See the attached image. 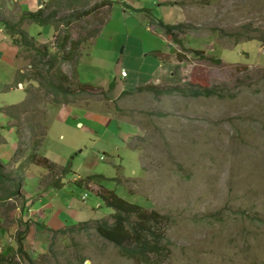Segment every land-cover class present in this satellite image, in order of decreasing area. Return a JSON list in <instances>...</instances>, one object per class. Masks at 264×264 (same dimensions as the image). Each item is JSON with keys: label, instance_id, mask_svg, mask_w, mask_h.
<instances>
[{"label": "rangeland", "instance_id": "374dc122", "mask_svg": "<svg viewBox=\"0 0 264 264\" xmlns=\"http://www.w3.org/2000/svg\"><path fill=\"white\" fill-rule=\"evenodd\" d=\"M103 1L47 0L37 26L0 0V198L16 191L0 200L2 264H134L133 237L98 229L115 213L98 185L121 216L171 218L168 264H264V0ZM151 17L182 25L180 43ZM55 185L84 217L55 212L41 196Z\"/></svg>", "mask_w": 264, "mask_h": 264}, {"label": "trees", "instance_id": "16d2710c", "mask_svg": "<svg viewBox=\"0 0 264 264\" xmlns=\"http://www.w3.org/2000/svg\"><path fill=\"white\" fill-rule=\"evenodd\" d=\"M104 5H110L109 2L101 3ZM23 17H27L28 20L30 18L37 26H43L48 23V21L41 20L42 17L41 9L34 13H25ZM152 24V22H150ZM157 28L162 31L165 37L172 39L175 43H180L177 40L174 32L177 31L179 33L182 32L183 26H170L163 21H158ZM78 44L77 42H75ZM63 47L65 43H62ZM61 49V48H60ZM62 51V49H61ZM63 52V51H62ZM69 53L64 55V59L68 57ZM179 56V55H178ZM70 59V56L68 57ZM112 88V84L110 85ZM138 91H142L141 88H138ZM175 93H179L184 97H200V96H215L216 92L204 90L202 92L197 91H188V90H175L171 91ZM171 92H164L167 94H172ZM155 93L158 95L162 92ZM202 93V94H200ZM200 94V95H199ZM0 179L4 180V178L0 175ZM14 188V187H13ZM58 186L55 185V189ZM16 195L15 189L6 192L0 200H9L13 196ZM114 200V202H112ZM117 200V201H116ZM118 202H122L123 205H119ZM118 204V208L115 207ZM125 201L121 199L111 197L108 199L107 207L110 208L111 211H115L113 216V222L111 225H107V223L101 224L98 229L101 233L103 232H115L120 235H125L128 237H133L134 241L129 242L126 241L124 246H121L123 256L130 260L134 264H168V259L172 255L170 250V242L166 238V227L172 223V220L169 216L158 215V214H145L144 212H139L135 215V218H132L131 214H125L121 216L120 213L126 212L124 209ZM128 204V203H127ZM135 208V207H134ZM141 210V209H139ZM53 232V231H50ZM54 234H60L59 231L53 232ZM22 241L23 237L20 236L16 238V243L18 244V252H20L21 257H25V254L22 252ZM7 257L0 256V264H2ZM167 262V263H166ZM170 262V261H169Z\"/></svg>", "mask_w": 264, "mask_h": 264}, {"label": "crops", "instance_id": "0c3cea01", "mask_svg": "<svg viewBox=\"0 0 264 264\" xmlns=\"http://www.w3.org/2000/svg\"><path fill=\"white\" fill-rule=\"evenodd\" d=\"M2 1H5V0H2ZM124 1V5H125V0H122V2ZM8 2H12V3H15V5L20 9V10H22L21 12H22V14H25V13H29V12H35V10L38 8V9H41V5L42 4H45L46 2H47V0H8ZM103 2H109V3H112L113 1H103ZM102 2V3H103ZM171 3L172 4H174L175 3V1L174 0H170L167 4L168 5H171ZM169 7V6H168ZM170 8V7H169ZM163 9V8H162ZM171 9V8H170ZM169 9V10H170ZM143 10V9H142ZM142 10H139L138 9V11H142ZM136 15H138V17H142L141 19L143 20V21H147L146 19H145V16H146V14L145 13H143V12H138V13H135ZM150 22H152V24L150 23V25H152V26H154V25H156L155 23H156V21L157 20H155V19H152V17H151V19L149 20ZM158 21H162V20H158ZM157 21V22H158ZM157 29V28H156ZM159 30V29H158ZM161 31V30H160ZM103 31H101L100 33H99V37H101V36H103V33H102ZM162 32V31H161ZM164 36V35H163ZM165 38V37H164ZM170 48L172 47L171 45H168ZM171 50H172V48H171ZM165 52H158L157 54L159 55V58L161 57V56H163V55H165L164 54ZM4 60V56L3 55H1L0 54V61H3ZM9 64H11V65H15V60H13L12 59V61L9 63ZM162 75H160L159 74V72L158 71H156L154 74H152L151 76H149V80H147V81H145L144 83H142L141 85H145V84H149L150 82H151V80H153V78H159V77H161ZM128 77V75H126V78ZM11 78H13L14 79V73H12L11 74ZM12 79V80H13ZM9 82L10 81H4L3 80V82H2V84H1V82H0V87L2 88L3 86H5V85H9ZM158 81H155V80H153V82L152 83H154V84H156ZM119 84V83H118ZM129 84V80L126 82V85L127 86H129L128 85ZM100 86V85H99ZM147 87H150V86H147ZM154 87H157V86H154ZM5 98H3V99H1L0 100V104H5V106L4 107H7V105L9 104L8 102H6V101H3ZM64 118H66L67 120H68V118H70V117H72L71 115H70V113H69V111L66 113V114H64L63 113V115H62ZM87 120V119H86ZM71 122H72V120H70ZM54 122H57V119H55V120H52V122L50 123V125L51 124H53ZM87 126H85L84 128H83V126H82V128L83 129H85V131L87 132V133H92L93 131H98L99 133H102L104 130H99V129H96V128H94L93 127V125H96L97 123L96 122H94V121H92V120H88L87 121ZM79 126V125H78ZM97 127H98V125H97ZM115 139H113L112 140V142L114 141ZM63 192V191H65V187L64 188H62L61 186L59 187L58 186V188L57 189H53V190H51L50 189V191H49V193H47V195H45L44 193L43 194H41V196L43 197V198H48V199H50V200H53L54 202V206H53V208H54V210H55V212L56 213H65V214H70L71 216H73L74 218H79V217H84V215L86 214L85 212H83V211H80V212H78V211H75L74 209H72L71 207H70V209H68V210H65V209H63V208H60V204H59V200H58V193L59 192ZM115 189L114 188H109V190L108 189H106L103 185H98V187H97V190H96V195H97V197H99L100 199H101V201H102V203L104 204V206L105 207H107V202H108V199H110L111 197H114V196H117V198H120L118 195H116L115 194ZM85 197H86V195H84ZM84 196H82V197H84ZM42 198V199H43ZM42 199H40V201H39V203H41V201H42ZM82 199V198H81ZM49 201V200H48ZM47 201V202H48ZM55 203H57V206L60 208V209H58L56 206H55ZM108 208V207H107ZM110 209V208H109ZM87 213H89V212H87ZM81 219V218H80Z\"/></svg>", "mask_w": 264, "mask_h": 264}, {"label": "built area", "instance_id": "2783aa9c", "mask_svg": "<svg viewBox=\"0 0 264 264\" xmlns=\"http://www.w3.org/2000/svg\"><path fill=\"white\" fill-rule=\"evenodd\" d=\"M85 199V196L84 197H82V200H84Z\"/></svg>", "mask_w": 264, "mask_h": 264}]
</instances>
